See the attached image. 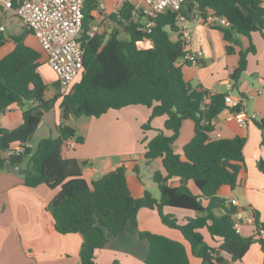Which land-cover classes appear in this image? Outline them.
Wrapping results in <instances>:
<instances>
[{
	"label": "trees",
	"instance_id": "16d2710c",
	"mask_svg": "<svg viewBox=\"0 0 264 264\" xmlns=\"http://www.w3.org/2000/svg\"><path fill=\"white\" fill-rule=\"evenodd\" d=\"M195 5L204 13L228 19L227 27L218 28L228 43V54L235 53L232 44H239L238 35L251 37L259 32L264 38L263 0H186L187 7ZM98 8L97 0H85L80 39L85 49L83 75L61 103L59 135L40 140L35 149H28L24 156L16 159L5 157L7 149L32 141L44 113L55 106L60 94L53 99L47 98L49 85L39 72L41 53L25 44L24 35L11 37L15 48L0 59V115L18 105L23 108V122L12 130L0 127V171L5 170L8 162L25 165L23 176L27 187L46 185L58 190L49 202L48 210L59 233L83 236L80 264H99L96 255L106 246L108 235L119 236L128 228L137 227L138 212L142 208L157 209L163 224L181 231L193 254L203 259L204 264H217V257L212 253H226L231 263L240 262L255 241L264 249L257 230L264 225L259 222L257 214L253 215L254 236L244 237L234 229L236 213L233 209L221 218L213 213L214 208L226 203L218 197L220 188L237 186L246 140L242 137L211 138L210 134L215 131L214 121L226 108L227 92L210 94L206 89L193 88L185 80L183 66L191 64L180 61L184 51L178 35L177 14L168 11L159 15L151 33L143 34L132 22L133 5L126 2L110 18L123 26L127 37L120 38L116 31L109 38L98 33L91 37L87 20ZM170 33L177 34L178 39L173 41ZM146 38L149 46L142 47ZM6 42V37L0 34V49ZM255 52L253 44L240 52L239 65L231 75L235 85L247 71L249 54ZM25 105L28 106L25 108ZM129 106H144L151 110L144 129L149 128L153 119L167 117L164 130H158L148 142L144 155L147 162L162 159L165 171L153 174L161 193L160 200L150 192H146L143 198H134L125 165L89 182L84 177L83 165L68 158L69 139L76 138V143H84V138L77 136L76 130L66 123L70 115L100 118L110 110ZM187 119L194 121L195 135L184 147L182 156L173 150L172 145ZM257 126L264 131V118L257 122ZM259 167L264 172L263 162ZM174 177L185 182L194 181L201 195H194L186 185L172 186L170 180ZM202 199L209 201L206 207L202 205ZM165 207L194 210L206 215L180 224L173 216L165 214ZM204 229L213 241L220 242L218 248L205 241ZM140 237L149 244L145 264H190L181 242L149 231H142Z\"/></svg>",
	"mask_w": 264,
	"mask_h": 264
},
{
	"label": "crops",
	"instance_id": "0c3cea01",
	"mask_svg": "<svg viewBox=\"0 0 264 264\" xmlns=\"http://www.w3.org/2000/svg\"><path fill=\"white\" fill-rule=\"evenodd\" d=\"M97 1L99 8L93 10L90 14L91 18L87 20L89 33L96 29V33L109 38L116 31L119 37L123 38L118 26L120 23L110 18L120 8V0ZM0 24L3 25L2 21ZM187 25L192 31L191 49L202 50L204 57L198 65L183 66L185 80L193 88L206 89L210 94L226 92V85L231 83L234 87L233 94L246 99L247 111L257 114V119L245 127H240L235 122H227L226 114L223 112L214 121L215 131L222 134L221 139L242 137L246 140V144L243 151L244 163L241 164L237 186L220 188L218 197L226 203L214 208L213 213L218 218L230 213V209H233L235 213L242 212L246 216L257 214L259 222L264 225V172L259 167L260 162L264 163V131L257 126V122L264 118V38L259 32L253 33L251 37L238 35L236 39L239 44H232L235 53L228 54L226 48L228 43L223 34L217 35L212 31L213 28L197 25L193 21H189ZM5 31H7L6 27ZM4 32L0 34L6 37L7 42L0 49V59L15 48L11 38L13 35H6ZM24 32L19 35L25 37L27 33L34 37L30 39V44L24 40L25 44L42 55L39 72L49 85L47 98L53 99L59 94L58 77L48 64L47 57L35 36L27 29ZM251 44L255 46L256 52L249 54L247 71L235 85L231 75L239 65L240 52L249 49ZM147 46L149 43L146 44ZM61 103V99H58L55 106L44 113L42 122L33 136L38 135V141L51 137L50 135L53 136V133H55L54 138L59 135L58 126L62 122ZM27 106L25 105V108ZM22 116L23 108L14 105L0 115V127L15 129L22 124ZM150 116L151 110L144 106L110 110L100 118H76L70 115L66 123L76 130V134L77 127H81L82 135L77 134V136L83 137L84 143H76L69 151L68 158L76 159L83 165L84 177L89 182L99 180L125 165L132 196L139 199L143 198L146 192H150L154 198L160 200L161 193L159 196L156 195L153 174L157 171H165L162 159L147 162L144 155L148 142L156 136L158 130H164L167 117L153 119L149 128L144 129L143 126L148 123ZM43 122L45 125H42ZM48 124L50 127H45ZM194 135V121L184 120L180 135L172 145L173 150L183 156L184 147ZM32 141L30 143L33 148ZM143 166L148 171L146 174L142 170ZM170 184L175 187L186 185L194 195H201L194 181L185 182L179 177H174L170 180ZM57 192L58 190L50 189L46 185L36 188L27 187L24 184L23 173L10 174L5 170L0 171V264L81 263L83 236L78 233H59L55 220L48 210L49 202ZM234 200L237 201V205L232 204ZM208 204V200L202 199L203 206L206 207ZM164 212L173 216L180 224L206 215L194 210L172 207H165ZM142 231H149L181 242L186 248L190 264H204L203 259L193 254L192 247L182 232L163 224L158 210L149 208H142L138 212L137 227L128 228L119 236L108 235L106 246L96 255L97 262L99 264L114 262L145 264L149 244L140 237ZM202 233L210 246L219 247L220 242L213 241L206 229L202 230ZM254 234V225L243 226L244 237H252ZM258 238L264 242V234ZM224 263L264 264V249L261 243L255 241L242 261L231 263L228 258Z\"/></svg>",
	"mask_w": 264,
	"mask_h": 264
},
{
	"label": "built area",
	"instance_id": "2783aa9c",
	"mask_svg": "<svg viewBox=\"0 0 264 264\" xmlns=\"http://www.w3.org/2000/svg\"><path fill=\"white\" fill-rule=\"evenodd\" d=\"M84 2L85 0H18L17 2L0 0V22L10 12L23 27L32 31L47 57L48 64L58 77L61 96H67L72 92L75 81L84 69L85 49L80 40L85 20ZM126 2L133 5L132 22L136 25L137 31L143 34L151 33L155 19L159 15L168 11L177 14L178 35L183 42L184 51L180 60L182 63L198 65L204 57L202 50L191 49L192 31L187 25L189 21L209 28L228 26V19L225 16L204 13L198 5L189 8L186 6V0H120V8ZM4 31V25L0 24V33ZM96 31L93 29L89 36L93 37ZM148 43L149 40L146 38L141 46L145 47ZM233 89L231 83L226 85V108L223 113L226 114L227 122H235L240 127H245L257 119V114L247 111L246 99L235 96ZM210 135L212 139L222 137V134L216 131ZM67 143L69 149H73L76 145L73 138ZM30 148H32L31 143L13 145L5 152V157L20 158ZM232 204L237 205V201H232ZM247 224L254 225L256 230L254 216H246L242 212L235 214L234 229L237 234L242 235V228ZM257 230L259 235L264 234L263 227ZM212 255L217 258L221 255L225 259L230 258L226 253L219 255L212 253Z\"/></svg>",
	"mask_w": 264,
	"mask_h": 264
},
{
	"label": "rangeland",
	"instance_id": "374dc122",
	"mask_svg": "<svg viewBox=\"0 0 264 264\" xmlns=\"http://www.w3.org/2000/svg\"><path fill=\"white\" fill-rule=\"evenodd\" d=\"M2 23H3V25H5V27H6V29H7V31H5L4 33L6 34V35H19V34H23V33H25L24 31H26V28L25 27H23L22 25H21V23L19 22V20L17 19V18H15L10 12H8L7 13V15H6V17L2 20ZM118 26H119V29H121V31H122V36L121 37H123V38H126L127 37V35L126 34H124L123 32H124V29H123V26L121 25V24H118ZM213 32H215L217 35L218 34H223L222 33V31L220 30V29H218V28H216V29H213L212 30ZM170 37H171V39L173 40V41H176L177 39H178V36H177V34H175V33H170ZM32 38H34L31 34H25V40H26V42L28 43V44H30V42H31V40L30 39H32ZM214 39H216V42L218 43V39H217V37H215ZM43 52V51H42ZM44 53V52H43ZM45 54V53H44ZM185 68H187V67H185ZM82 75H83V71L81 72V74H80V76L77 78V80L75 81V83H74V85L76 84V83H78L79 81H80V79H81V77H82ZM46 80H47V77H46ZM71 94V93H70ZM69 94V95H70ZM65 98V96H61V95H59V100L61 99V101H63V99ZM15 111L16 112H18V110L17 109H15ZM42 125H45V122H43V124ZM77 126V125H76ZM45 127H50V124H48V125H46ZM78 128V133L77 134H79V135H82V132L80 131V126L79 127H77ZM55 133H53V136H55L54 135ZM49 136V135H48ZM51 137H53L52 135H50ZM49 138V137H48ZM54 138V137H53ZM39 136L37 135L36 137H33V148L35 149L36 147H37V145H38V143H39ZM25 167V165H23V168ZM142 170H144V174H146L148 171L147 170H145V167L143 166V169ZM155 192H156V195L157 196H159L160 195V190H159V188H158V185L157 184H155Z\"/></svg>",
	"mask_w": 264,
	"mask_h": 264
},
{
	"label": "water",
	"instance_id": "95a60500",
	"mask_svg": "<svg viewBox=\"0 0 264 264\" xmlns=\"http://www.w3.org/2000/svg\"><path fill=\"white\" fill-rule=\"evenodd\" d=\"M225 91H223L224 93ZM3 113H6V111H4ZM227 162L225 161V164ZM5 171L6 173H10V174H22L23 173V167L20 164H14L12 162H8L5 165ZM225 261V257L224 256H219L216 260L217 263H223Z\"/></svg>",
	"mask_w": 264,
	"mask_h": 264
}]
</instances>
